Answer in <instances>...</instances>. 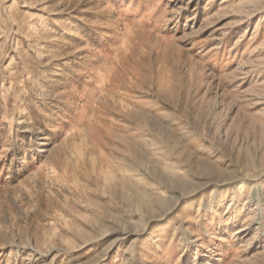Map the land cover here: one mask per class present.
Wrapping results in <instances>:
<instances>
[{
  "label": "rangeland",
  "instance_id": "374dc122",
  "mask_svg": "<svg viewBox=\"0 0 264 264\" xmlns=\"http://www.w3.org/2000/svg\"><path fill=\"white\" fill-rule=\"evenodd\" d=\"M0 264H264V0H0Z\"/></svg>",
  "mask_w": 264,
  "mask_h": 264
}]
</instances>
